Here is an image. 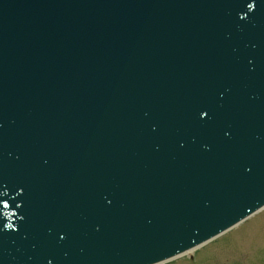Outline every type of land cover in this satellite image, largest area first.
Returning a JSON list of instances; mask_svg holds the SVG:
<instances>
[{"label": "water", "instance_id": "1", "mask_svg": "<svg viewBox=\"0 0 264 264\" xmlns=\"http://www.w3.org/2000/svg\"><path fill=\"white\" fill-rule=\"evenodd\" d=\"M248 2L0 0V264H157L264 206Z\"/></svg>", "mask_w": 264, "mask_h": 264}, {"label": "rangeland", "instance_id": "2", "mask_svg": "<svg viewBox=\"0 0 264 264\" xmlns=\"http://www.w3.org/2000/svg\"><path fill=\"white\" fill-rule=\"evenodd\" d=\"M165 264H264V208L190 254Z\"/></svg>", "mask_w": 264, "mask_h": 264}, {"label": "snow or ice", "instance_id": "3", "mask_svg": "<svg viewBox=\"0 0 264 264\" xmlns=\"http://www.w3.org/2000/svg\"><path fill=\"white\" fill-rule=\"evenodd\" d=\"M238 4L240 5V7H241L242 5H243V6H246L249 12H251V11L253 10V8L256 6V5H255L254 3H252V2H248L246 5H244L243 0H239V3H238ZM245 16H248V13H245ZM240 19H241V20H244V17H241ZM221 95H223V94H221ZM208 113H209V112H208L206 109H200V110L198 111V116H199L200 118H203V117H205L206 114H208ZM208 118H209V119L211 118L210 115H208ZM152 130H153V131L156 130V126H155V125L152 126ZM224 135L227 136L228 133L225 132ZM0 204H4L5 206H7V202L4 201L3 199H0ZM4 227H7V225H4Z\"/></svg>", "mask_w": 264, "mask_h": 264}]
</instances>
